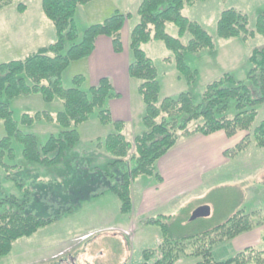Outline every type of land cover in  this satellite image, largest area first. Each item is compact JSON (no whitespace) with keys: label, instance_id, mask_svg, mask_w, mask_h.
Masks as SVG:
<instances>
[{"label":"trees","instance_id":"obj_1","mask_svg":"<svg viewBox=\"0 0 264 264\" xmlns=\"http://www.w3.org/2000/svg\"><path fill=\"white\" fill-rule=\"evenodd\" d=\"M90 1L41 0V10L55 30V40L22 59L0 63V97L8 100L39 93L46 101L58 97L62 104L54 114L23 113L19 122L8 102L0 99V120L5 129V135L0 137V171L22 194V197L13 193L0 197V257L9 253L15 240L30 236L73 209V205L66 204L59 213L48 217L28 211L30 178L19 174L17 143L21 145V158L40 168L64 167L85 159L90 170H97L87 156L70 157L69 153L81 145L78 127L93 115L101 124L111 125L113 130L106 135L103 144L111 160L106 163L108 169L100 170L108 184L103 185L99 194L105 189L112 192L119 200L120 212L125 215L132 212L135 180L142 175L160 179L155 162L181 137L207 135L219 130L233 136L244 131L243 138L224 151L226 157L238 155L249 142L264 149V118L255 124L258 106L264 102V43L249 51L245 79L223 72L201 88L199 101H195L190 90L174 96H160L157 68L142 46L153 41L162 42L171 53L164 60L174 63L176 72L186 84L195 85L198 70L186 62V55L213 50L215 44L211 34L198 21L187 17L184 9L208 0L140 1L136 10L138 21L128 34V75L137 82L136 92L143 105L140 119L143 130L131 135V139L124 129L126 122L111 117L109 100L118 93L110 77L104 76L95 84L83 86L86 78L78 74L72 79L74 86L63 87L65 70L72 63L88 58L99 36L109 37L115 52L123 50L121 35L125 22L132 17L129 12L115 10L102 21L85 27L79 37L75 13L78 6ZM9 3V0H0V7ZM258 18L259 28L261 25L264 29L263 14ZM170 23L176 27L177 36L167 31ZM247 24L245 13L227 8L219 14L216 33L222 39L245 40L254 33L248 30ZM41 118L58 126V132L49 134L43 142H39L34 133L24 132L19 127L20 123L30 124ZM5 158L15 161L7 164ZM99 194L93 192L92 196ZM172 216L159 214L146 220L147 224L159 229L161 240L156 248L143 250L142 260L136 264H177L184 258L195 259L191 264H264V250L257 247H246L222 259L214 256L219 246L242 232L263 225L264 208L253 212L238 210L213 228L183 237L170 234L167 220Z\"/></svg>","mask_w":264,"mask_h":264},{"label":"rangeland","instance_id":"obj_2","mask_svg":"<svg viewBox=\"0 0 264 264\" xmlns=\"http://www.w3.org/2000/svg\"><path fill=\"white\" fill-rule=\"evenodd\" d=\"M9 1V4L0 7V63L22 59L56 38L51 22L41 10V0ZM139 3L140 0H92L78 6L75 20L79 37L85 27L102 21L115 10L132 14L125 22L127 29L131 28L138 21L136 10ZM227 8H235L245 13L248 16L247 28L254 33L245 40L218 37L216 21L220 12ZM184 14L198 21L211 34L215 48L205 49L199 56L186 55V62L190 66L202 70L198 72L195 85L191 87L184 80L170 86L166 84L163 94L174 96L181 91L190 90L195 101H199L201 88L223 72H231L237 79H245L249 51L264 43V29L261 25L260 28L258 26L259 15L264 16V0H208L186 7ZM167 31L177 36V29L173 24H167ZM182 40L185 41L186 36ZM146 49L159 71L167 68L168 65L162 61L161 52L165 51L167 55L171 53L164 48L162 42H151ZM82 63L74 62L65 70L62 77L63 87L74 86L72 79L75 75L85 76ZM87 85L83 83V86ZM0 99L8 102L14 118L19 122L23 113L40 112L44 116L46 112L54 114L62 107L58 97L46 101L39 93L8 100L1 96ZM42 118L30 124L20 123L19 127L24 132L34 133L39 142H43L49 134L58 132V126ZM263 118L264 102L258 106L255 124ZM105 126L95 115L79 126L81 136H91L89 138L93 140L89 145L94 148L96 157L91 154L87 156L92 157V164H95L97 170H90L85 159L46 170L23 160L20 156L21 145L16 144V157H19L16 162L21 165L19 174L30 178L28 211L39 217H48L59 213L66 204L73 205V209L61 214L52 223L40 227L30 236L15 240L9 253L0 257V264H136L142 260L143 250L158 246L155 241L156 228L146 222H138L135 216L131 217L130 222V215L120 212L119 200L109 190L105 189L99 194L103 185L108 184L100 170L108 169L106 163L111 157L102 149L104 138L94 139L93 136L106 134ZM124 129L131 139L130 136L140 133L143 127L138 130L126 125ZM3 135L5 129L0 120V137ZM252 146H255L252 142L247 144V148ZM86 149V153L91 151L89 149L87 152ZM257 150L259 156L257 153L251 161L246 158L247 160L241 162L236 160L238 162L227 164L211 174L209 179L205 177V184L198 191L182 197L184 200H181L180 205L166 209L165 214H173L167 220L170 234L175 237L195 234L223 223L238 210L247 212L255 207L263 209L264 149ZM251 153L255 154L254 151ZM14 161L4 159L7 164ZM145 179H154L153 183L160 181L155 176H139L135 180L136 190L143 185ZM199 191H204V195L197 199L194 194H199ZM93 192L99 195L93 197ZM8 193L22 197L13 181L5 179L0 171V197ZM202 204L210 208V214L190 220L192 211ZM102 214L105 216H101ZM125 224H137V227L128 234L114 230H120ZM107 225L111 227L105 228ZM257 248L264 250V240ZM234 252L227 242L217 248L214 256L222 259ZM194 261L192 258H184L179 264H191Z\"/></svg>","mask_w":264,"mask_h":264},{"label":"crops","instance_id":"obj_3","mask_svg":"<svg viewBox=\"0 0 264 264\" xmlns=\"http://www.w3.org/2000/svg\"><path fill=\"white\" fill-rule=\"evenodd\" d=\"M129 30L130 28L127 29V25L125 24L121 35L123 45V50L121 52L117 53L113 50L112 41L109 37L99 36L96 39L95 47L91 55L81 60V62H83L82 69L85 73L87 84H95L104 76L111 78L114 89L118 93L117 97L109 100L112 119L125 121L128 127L138 128L139 130L142 128L140 119L143 112V105L136 92L137 82L130 79L128 75ZM233 39L236 40V38ZM150 43L151 42L142 46L146 53V48ZM202 52L203 51L196 53L197 55H195L199 56ZM162 55V61L168 66L161 71L157 69L161 84L160 96H170L163 94L165 85L167 84L170 86L182 82L183 79L176 72L174 63L164 60L165 57L170 55H167L165 51L161 52V56ZM200 71L202 70L198 69V72ZM104 128H106L107 133L97 134V136H93L94 139L95 137L105 139L106 135L113 130V127L109 124ZM101 133L104 132L102 131ZM244 134H246L244 131H240L233 136H227L223 131L219 130L207 135L194 134L189 137L179 138L177 143L155 162V169L160 175V181L158 183L157 181L153 183L154 179L152 181L149 180L150 178L145 179L143 185L139 187L140 189L137 188L136 190V181L134 182L132 186L133 207L130 214V222H132V216H135L138 222L144 224L143 222H146L150 217L165 214L166 209L175 205H180L182 203L181 200H184L182 197L198 191L199 188L205 184V177L209 179L211 177L210 175L215 171L223 168L229 163L238 162L236 160L241 162L248 158L251 161L252 158H255L254 155L258 153L255 146L246 147L241 153L232 158L224 155V151L235 146L243 138ZM89 137L91 136L83 138L80 134L81 145L77 149L70 151V157L82 158L86 157L88 154H91L92 157H96L93 151L94 148L89 145L93 143V140ZM84 149H86L87 152L89 149L91 151L86 153ZM102 149L104 150L103 147ZM251 151H254L255 154H252ZM249 155H251V157H247ZM257 156H259V153ZM91 158L88 157V159L93 162ZM200 191L199 194H194L197 199H200L204 195V191ZM257 209L256 207L251 208L248 212H253ZM101 216H105V214ZM107 224L110 223L107 222ZM151 226L156 228L154 229L155 241L158 245L161 240L159 229L155 225ZM108 227L111 226H105V228ZM136 227L137 224H125L120 230L115 228L114 230L120 231L122 234H128L131 230H135ZM263 238L264 224L238 234L229 241V244L231 245L232 251L236 252L246 247L261 246ZM180 262L181 261L177 264Z\"/></svg>","mask_w":264,"mask_h":264},{"label":"water","instance_id":"obj_4","mask_svg":"<svg viewBox=\"0 0 264 264\" xmlns=\"http://www.w3.org/2000/svg\"><path fill=\"white\" fill-rule=\"evenodd\" d=\"M210 214V208L207 205H201L195 208L190 216V220H193L198 217L207 216Z\"/></svg>","mask_w":264,"mask_h":264}]
</instances>
